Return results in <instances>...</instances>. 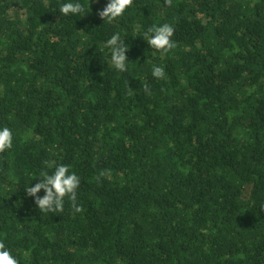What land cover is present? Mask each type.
<instances>
[{
    "label": "trees",
    "instance_id": "1",
    "mask_svg": "<svg viewBox=\"0 0 264 264\" xmlns=\"http://www.w3.org/2000/svg\"><path fill=\"white\" fill-rule=\"evenodd\" d=\"M62 2L0 0V244L18 264H264V0H133L112 23L107 0ZM164 23L162 54L142 36ZM47 163L80 177L79 213L25 196Z\"/></svg>",
    "mask_w": 264,
    "mask_h": 264
},
{
    "label": "clouds",
    "instance_id": "2",
    "mask_svg": "<svg viewBox=\"0 0 264 264\" xmlns=\"http://www.w3.org/2000/svg\"><path fill=\"white\" fill-rule=\"evenodd\" d=\"M99 2V0H97ZM133 5V0H107L106 6L99 11L98 15L103 23H112L118 18L123 17ZM55 11V10H54ZM63 18L83 14L85 7L77 0H66L59 5L58 9ZM90 12V11H89ZM174 28L168 23L159 26H153L143 33V38L148 46L154 50L160 51L162 54L174 47L173 35ZM107 50L108 62L114 69L125 72L127 70L129 58L127 53L129 47L121 39L119 33L111 35L103 45ZM101 59L103 60L104 52L101 51ZM151 75L156 79L164 78L166 73L164 68L159 65H152ZM145 92H149L147 85H144ZM13 131L7 127H0V153L10 150L13 147ZM52 169L48 171L47 169ZM39 178V182L33 183ZM81 180L75 171L70 170L66 164L47 163L45 168L41 169L36 178L32 180L30 185L24 187L25 196L31 198L36 209L39 212L57 213L63 210L65 199L71 202L73 213H79L81 207L77 202V193L80 188ZM43 190V195H39ZM0 264H18L16 257L11 251L0 244Z\"/></svg>",
    "mask_w": 264,
    "mask_h": 264
}]
</instances>
